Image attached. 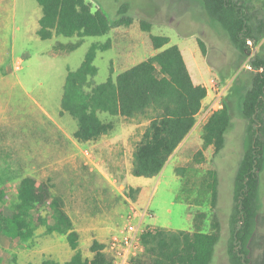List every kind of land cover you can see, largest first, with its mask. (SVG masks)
Returning <instances> with one entry per match:
<instances>
[{"label": "rangeland", "instance_id": "rangeland-1", "mask_svg": "<svg viewBox=\"0 0 264 264\" xmlns=\"http://www.w3.org/2000/svg\"><path fill=\"white\" fill-rule=\"evenodd\" d=\"M88 2L93 10H103L111 21L118 19L119 6L127 4L126 16L133 23L115 26L108 34L97 37L55 36L42 41L35 34L41 16V8L36 0H4L3 4H8L5 11L9 15L13 13V17L9 18V28L1 31L0 40L3 42L0 45L8 44V57L12 56L13 64L11 59L7 61L8 65L4 67L7 69V86L5 90H0L6 118L0 121V165H5L6 160L10 162L23 157L20 151L15 152L13 147L5 146L12 138L10 133L13 130L18 132L15 139L21 141L27 131L40 132L48 144L53 135L61 136L62 129L65 132L76 130L77 122L67 113L60 114L61 97L67 71H74L80 66L91 45L110 42V48L103 52L98 51L93 62L97 73L88 80L94 85L105 82L110 70L115 76L156 54L158 50L152 47L151 35L166 36L170 40L167 46H177L181 51L193 82L203 84L207 89L203 105L208 106L214 94H220L221 101L226 102L229 107L230 124L225 133L222 150L215 156L212 147L202 149V125H194L158 176L136 178L132 176L131 169L126 171L120 166L117 167L113 152H121L123 165L126 166L131 160L133 140L140 139L148 122L144 119L126 120L101 114L99 117L102 120L111 121L115 125L114 130L106 137L123 148L120 151L114 144L115 149L111 153L108 149L106 155L109 158L105 160L92 152L97 167L109 181L95 167L84 165L86 159L83 155L85 161L81 160L80 179L68 178L55 185L50 182L52 196H59L63 200L64 210L70 216L75 212L81 213L85 224H91V220L95 222L101 220L105 214L116 212L121 227L130 206L139 210L146 208L151 217H145L144 223L153 229L158 227L174 231L211 232L213 222L217 221L220 238L211 264H230L229 249L237 244L233 238L234 225L231 220L235 206L234 179L243 154L251 142L253 128L257 131L256 136L263 155L254 223L244 249L249 264H264V112L258 114V118L251 123L243 116L240 108L254 71L250 67L251 56L257 53L259 56L264 55V38L256 45L248 41L250 54H241L215 21L205 13L200 0ZM241 3L250 8L258 20L264 21V0H242ZM6 14L0 9V18ZM142 21L151 25L149 32L142 30ZM199 41L203 44L204 53L198 46ZM18 59L23 61L21 65H17L21 68L14 71ZM212 79L216 82L213 90L210 88ZM36 119H40L41 124ZM126 135L130 136L128 148L121 144ZM198 152L202 153L200 160L196 156ZM9 165L16 164L10 162ZM177 167L183 169L180 176L175 173ZM209 172L216 179L217 201L214 208L210 204L208 185L212 177ZM3 173L0 171V174ZM65 173L70 175L71 172ZM123 177L125 182L132 180L129 182L132 188H140L135 201L127 197ZM15 187L13 182L0 185V189L6 193V204L9 207L15 200ZM43 214L49 222H53L48 206ZM19 243L18 240L17 245ZM17 245H14L13 250L19 255L8 250L0 251V260L4 264H10L12 253L20 264H41L37 255H23Z\"/></svg>", "mask_w": 264, "mask_h": 264}, {"label": "trees", "instance_id": "trees-1", "mask_svg": "<svg viewBox=\"0 0 264 264\" xmlns=\"http://www.w3.org/2000/svg\"><path fill=\"white\" fill-rule=\"evenodd\" d=\"M200 1L205 13L241 54H250L248 41L256 45L264 38V21L258 20L254 12L241 3L242 0ZM36 2L41 8V16L35 34L42 41L55 36L97 37L108 34L115 26L133 23L126 16L128 5L124 3L118 8V19L111 21L103 10H93L88 0ZM141 28L149 32L151 25L142 21ZM169 41L166 36L151 35L152 47L158 50L156 54L115 76L110 70L105 82L94 85L88 80L97 73L93 62L98 51L110 48V42L93 44L80 66L74 71H67L64 81L60 114L67 113L77 122L73 138L78 142L97 140L114 129L115 125L111 121L105 122L99 118L102 113L126 120L144 119L148 122L140 139L135 142L132 153L130 172L136 178H154L160 174L193 129L196 116L207 96L203 85L193 83L179 48L167 46ZM198 46L204 53L200 41ZM250 67L254 71L240 108L243 116L253 123L258 114L264 112V55H252ZM229 124V107L226 102H222L221 109L214 112L202 126V149L212 147L214 155H218L224 146ZM252 131L251 142L243 154L234 179L235 206L231 220L234 225L233 238L237 244L229 249L230 264H249L244 247L254 223L263 155L257 131L253 128ZM196 156L202 159L201 152ZM175 173L180 176L183 169L177 167ZM209 175L212 177L208 185L210 204L214 208L217 201L216 179L211 172ZM51 188L49 181L22 178L15 187V200L10 207L6 204L5 191L0 189V237L11 242L16 239L26 243L33 239L37 228L44 227L47 234L65 236L70 249L75 251L66 264H108L105 245L97 241H93L89 248L93 253L92 258L87 260L82 257L78 250L79 237L64 210L63 200L59 196H52ZM139 192L138 188H125L127 197L134 201ZM46 206L52 212L51 225L42 214ZM219 238L217 221L213 222L211 232L174 231L155 227L141 236L143 253L132 264H211ZM10 264H19L15 255L11 256ZM42 264L55 263L44 260Z\"/></svg>", "mask_w": 264, "mask_h": 264}, {"label": "crops", "instance_id": "crops-1", "mask_svg": "<svg viewBox=\"0 0 264 264\" xmlns=\"http://www.w3.org/2000/svg\"><path fill=\"white\" fill-rule=\"evenodd\" d=\"M3 2L4 0H0V9L3 11L4 14L6 13L7 14L5 16L1 15L0 35L2 30H7L9 28V18L13 17V13L9 15V12L5 11L4 8H6L8 4H3ZM0 42L3 41L0 40ZM8 55H9L8 44L7 46L5 43L1 44L0 45V90H5V87L7 86V83H5V79L7 77L6 74L7 69H5L4 67L5 66L7 67L8 65L7 61H9L10 59H11L10 60L11 64H13L12 56L8 57ZM22 62H23L22 59H18L16 61L13 70L14 71L20 70L21 67H18L17 65L18 64L21 65ZM3 105H4V101L0 100V121L6 120L4 115L5 109L3 108ZM36 121L39 124H41L40 119H36ZM103 121L109 122L106 120ZM42 123L43 125H45L44 120L42 121ZM74 132L75 131L65 132L62 129L60 131L61 136L53 135L52 141L48 144L45 140V136L44 138H42L40 132L32 133L30 131H27L25 137H23V140L21 141L20 139H15V137L18 135V132L16 130H13L10 133L11 134L10 136H12V138L9 139V141L5 144V146L13 147L15 152L20 151L19 153L23 154V157L22 158L20 157L21 159L18 158L16 160L10 161L11 163L13 162L16 165H12V166L9 165L10 162H8L7 160H6L7 163L5 165L3 166L0 165V171L4 172L3 174H0V177L2 179L0 185H5L13 182L15 186H17L19 181L25 177H31L38 182L49 181V183L51 182L52 185L57 184L58 181L60 182L61 180H67L68 178L80 179L79 170L81 168V163H82L81 160L84 159L83 155L85 150H90L91 152H94L95 153L94 155H97V157L99 156L104 160L109 158V156L106 155V152H109L110 150L109 153H111V150L115 149L114 146L117 145L118 146L117 149H120V151L123 150L120 144H115L110 142L111 139L106 137V135H103L94 141H87L81 143L73 138ZM129 138L130 136L126 135L124 139L121 141V144L125 148L129 147L128 146V143L130 142ZM137 141L133 140V149H134V144ZM113 153H115L116 156L114 158V162L117 164V167L120 166L121 169L123 168L126 171H129L131 169L130 163L132 162V156L130 162H128V164H126L125 166L123 165L124 163L122 161L121 152H113ZM174 154L172 156H174ZM83 164L85 165L87 164V162L86 163L83 162ZM65 171L71 172L70 175L66 174ZM100 174L103 178L109 181V179L104 173L100 172ZM122 179H123L122 181H124V183L126 184L125 186L127 188L131 187V184L129 182H132V180H129V182H125L126 181L125 178L123 177ZM80 215L82 214L78 212L71 214V216L68 214V216L71 219L73 228L77 232L79 237L78 250L80 251L84 259L90 260L93 256V253L90 252L89 250L92 242L97 241L102 245H106L110 236L119 228L120 220L116 212H113L108 215L105 214V216H102L101 220H95V222L90 219L91 224H87V223L85 224L84 219ZM47 222L50 225L53 224V222L52 223L49 222L48 219ZM17 242L18 240L16 239L11 242L6 238L0 237V251L8 250L19 255L17 251L13 250V247L15 244L17 245ZM19 242L20 243L17 246L21 248L19 249V251H21L20 253L23 255L30 254L31 256L37 255L41 259V264L44 260L52 261L55 264H66L67 262L70 261V259L75 253V251L70 249L65 236L59 235L57 233L47 234L44 227L37 228L33 236V239L31 241L24 243L19 240ZM14 253H12V255H14ZM0 262L4 264L3 261L0 260Z\"/></svg>", "mask_w": 264, "mask_h": 264}, {"label": "built area", "instance_id": "built-area-1", "mask_svg": "<svg viewBox=\"0 0 264 264\" xmlns=\"http://www.w3.org/2000/svg\"><path fill=\"white\" fill-rule=\"evenodd\" d=\"M215 86V80H210V88L213 90ZM221 107L220 94H214V98L208 106L202 104V108L196 116L198 119L195 125L203 126L211 115L221 109ZM84 156L88 165L95 167L101 172L90 150H85ZM147 216L151 217L146 208L139 210L135 206H130L125 222L110 236L105 245L104 253L109 256L108 264H132L135 259L142 255L143 246L140 238L145 232L153 229L152 226L144 223V219Z\"/></svg>", "mask_w": 264, "mask_h": 264}]
</instances>
